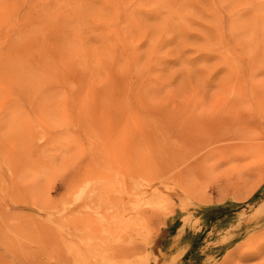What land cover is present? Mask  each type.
I'll return each mask as SVG.
<instances>
[{
	"label": "rangeland",
	"instance_id": "obj_1",
	"mask_svg": "<svg viewBox=\"0 0 264 264\" xmlns=\"http://www.w3.org/2000/svg\"><path fill=\"white\" fill-rule=\"evenodd\" d=\"M0 264H264V0H0Z\"/></svg>",
	"mask_w": 264,
	"mask_h": 264
},
{
	"label": "trees",
	"instance_id": "obj_2",
	"mask_svg": "<svg viewBox=\"0 0 264 264\" xmlns=\"http://www.w3.org/2000/svg\"><path fill=\"white\" fill-rule=\"evenodd\" d=\"M221 207H217V208H211L208 212H218V210H220Z\"/></svg>",
	"mask_w": 264,
	"mask_h": 264
},
{
	"label": "bare ground",
	"instance_id": "obj_3",
	"mask_svg": "<svg viewBox=\"0 0 264 264\" xmlns=\"http://www.w3.org/2000/svg\"><path fill=\"white\" fill-rule=\"evenodd\" d=\"M111 199V198H110ZM110 201V200H109Z\"/></svg>",
	"mask_w": 264,
	"mask_h": 264
}]
</instances>
